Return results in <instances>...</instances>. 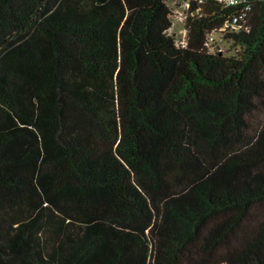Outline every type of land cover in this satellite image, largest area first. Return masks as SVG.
<instances>
[{
    "label": "trees",
    "instance_id": "trees-1",
    "mask_svg": "<svg viewBox=\"0 0 264 264\" xmlns=\"http://www.w3.org/2000/svg\"><path fill=\"white\" fill-rule=\"evenodd\" d=\"M168 9L0 0V264H264V0Z\"/></svg>",
    "mask_w": 264,
    "mask_h": 264
},
{
    "label": "built area",
    "instance_id": "built-area-1",
    "mask_svg": "<svg viewBox=\"0 0 264 264\" xmlns=\"http://www.w3.org/2000/svg\"><path fill=\"white\" fill-rule=\"evenodd\" d=\"M254 0H170V3L167 4L169 7V15L171 20V26L173 22H178L180 25V29L178 30V37H175V45L179 47H185L187 38V30L185 26V20L188 14H190L192 5H202L204 3H215L221 6L224 9H233L237 8L238 11L235 14L230 16V20L224 25V27L219 28V30L223 31L225 28L236 29L239 27L238 24H242L245 20L246 13L249 11L251 3ZM193 14V13H191ZM190 14V15H191ZM169 29V30H170ZM215 33L209 32L205 36L204 47L209 53L219 52L220 54L225 53L226 51L221 49L220 46L214 45V35Z\"/></svg>",
    "mask_w": 264,
    "mask_h": 264
},
{
    "label": "rangeland",
    "instance_id": "rangeland-1",
    "mask_svg": "<svg viewBox=\"0 0 264 264\" xmlns=\"http://www.w3.org/2000/svg\"><path fill=\"white\" fill-rule=\"evenodd\" d=\"M166 1V3L167 4H169L170 3V0H165ZM180 25L181 24H179L178 22H173V25L171 26V29L169 30L170 31V33H172L173 35H175V36H179L178 35V30L180 29ZM213 37H214V45H216V46H220V48L221 49H223V50H225L226 52H225V55H230V54H232L233 53V49L232 48H228V41H224V40H222V35H221V33H216V34H214L213 35Z\"/></svg>",
    "mask_w": 264,
    "mask_h": 264
}]
</instances>
